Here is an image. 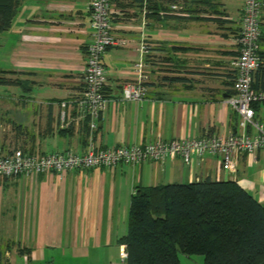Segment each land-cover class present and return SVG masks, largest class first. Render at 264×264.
<instances>
[{
  "label": "crops",
  "instance_id": "0c3cea01",
  "mask_svg": "<svg viewBox=\"0 0 264 264\" xmlns=\"http://www.w3.org/2000/svg\"><path fill=\"white\" fill-rule=\"evenodd\" d=\"M150 1L115 0L113 33L122 44L103 55L107 105L93 130L83 121L65 125L63 113L69 120L73 110L61 104L84 86L90 0H21L0 32L6 113L12 100L11 118L0 114V151L83 153L244 131L227 100L244 1ZM173 4L184 10L169 11ZM140 62L146 95L126 100L123 87L139 79ZM235 168L226 171L219 155L207 154L189 165L177 157L1 179L0 264H126L119 239L137 187L210 177L236 181L264 205V150L239 154Z\"/></svg>",
  "mask_w": 264,
  "mask_h": 264
},
{
  "label": "built area",
  "instance_id": "2783aa9c",
  "mask_svg": "<svg viewBox=\"0 0 264 264\" xmlns=\"http://www.w3.org/2000/svg\"><path fill=\"white\" fill-rule=\"evenodd\" d=\"M243 1L241 27L235 38L238 55L233 63V93L227 100L237 113L239 126L244 131L199 138H176L146 145L89 147L83 153L72 150L43 153L14 147L0 151V180L20 175L63 174L75 169L113 168L120 163H164L169 158L177 157L189 165L195 156L201 158L207 154L219 155L223 169L235 172L239 154H253L264 150V122L258 119L261 106L264 105V90L253 86L254 73L263 65L259 40L264 0ZM89 9L92 39L86 48L84 86L79 93L61 104L64 107L70 106L73 110L69 120L66 119V112L63 113L65 125L86 120L90 128L95 130L107 105L103 55L109 48L122 44V41L113 33L115 0H90ZM178 9L180 6L177 4L170 6V11ZM139 49L146 53L149 46L141 43ZM135 71L139 79L127 82L123 87V95L126 100L140 101L146 95L147 75L143 72L141 62L135 65ZM121 256L126 260V249H122Z\"/></svg>",
  "mask_w": 264,
  "mask_h": 264
},
{
  "label": "trees",
  "instance_id": "16d2710c",
  "mask_svg": "<svg viewBox=\"0 0 264 264\" xmlns=\"http://www.w3.org/2000/svg\"><path fill=\"white\" fill-rule=\"evenodd\" d=\"M20 2L0 0V32L11 27ZM259 44L263 65L253 86L264 90V5ZM119 243L126 264H181L178 252L203 255L204 264H264V205L231 180L139 186Z\"/></svg>",
  "mask_w": 264,
  "mask_h": 264
},
{
  "label": "rangeland",
  "instance_id": "374dc122",
  "mask_svg": "<svg viewBox=\"0 0 264 264\" xmlns=\"http://www.w3.org/2000/svg\"><path fill=\"white\" fill-rule=\"evenodd\" d=\"M240 1L241 0H238V1H236V3L237 2H240ZM10 93H12V92H8L6 94L7 97H10L11 96ZM12 94H14V93H12ZM11 107H12V100L7 99V105H6V108L5 109H10V111L8 113H6V111L2 110L1 107H0V114L1 113L3 114L2 117L11 118V116H12ZM262 112H263V110L261 111V113ZM263 115H264V113H263ZM258 119L261 120L262 122H264V116L259 115ZM178 256H179V259H180L181 264H204V262H205L204 256L203 255H199V254H196V255H186V254H184L182 252H178Z\"/></svg>",
  "mask_w": 264,
  "mask_h": 264
}]
</instances>
